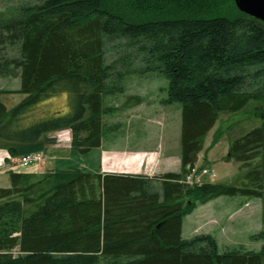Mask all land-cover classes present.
I'll use <instances>...</instances> for the list:
<instances>
[{
    "label": "trees",
    "instance_id": "obj_1",
    "mask_svg": "<svg viewBox=\"0 0 264 264\" xmlns=\"http://www.w3.org/2000/svg\"><path fill=\"white\" fill-rule=\"evenodd\" d=\"M10 11L0 13V77H20L14 93L25 98L11 110L0 100V140L21 146L14 155L64 130L72 150L100 149L104 99L124 92L141 58L143 73L168 80L164 104L181 105V171L10 173L0 188V264H264V246L220 253L211 236H182L197 203L224 196L260 199L264 225V124L230 146L227 160L247 170L240 186L187 181L220 116L264 102L262 22L233 0H32ZM118 41L123 55L107 65L106 46ZM60 95L67 114L33 117Z\"/></svg>",
    "mask_w": 264,
    "mask_h": 264
},
{
    "label": "rangeland",
    "instance_id": "obj_2",
    "mask_svg": "<svg viewBox=\"0 0 264 264\" xmlns=\"http://www.w3.org/2000/svg\"><path fill=\"white\" fill-rule=\"evenodd\" d=\"M25 1L28 3L32 0H0V13L9 14L10 10ZM262 26L264 28L263 23ZM124 44V41L107 44V65L120 60ZM144 67L141 58H136L132 63V74L122 81L124 92L104 99L107 113L103 118L104 143L100 149H93L86 154L72 150V133L69 130L43 137L39 142L41 150L26 151L23 146L17 155L11 149H20L21 146L0 140V188L10 187L9 174L12 172L32 173L39 178H45L55 171L71 169L95 173L100 167L103 171L122 172L129 167L125 163L135 161L140 154L151 156L155 153L160 158L163 155L173 158L180 155L181 105L164 104L168 96V80L159 72L143 73ZM20 88V77H0V100L9 110L25 98L14 93ZM137 100L138 104L130 106V102ZM67 101V95H60L42 103L33 117L49 115L48 119H51L63 116L68 113ZM261 109H264V102L252 101L238 113L220 116L215 128L205 139L204 150L197 164L199 170L207 169L215 176L211 178L205 175L201 182L240 186L247 170H242L241 164L236 161L227 160L229 149L236 139L264 124L263 118L258 116ZM28 116V120H34L31 115ZM113 149L118 155L115 156L114 164L108 165L107 151ZM26 153H39L43 160L36 166L24 169L19 163ZM149 173L152 174L151 171ZM263 231L260 199L224 196L207 203H197L196 209L184 219L182 236L185 240L211 236L216 240L220 253L260 252L264 239L256 237ZM101 264L108 263L103 261Z\"/></svg>",
    "mask_w": 264,
    "mask_h": 264
},
{
    "label": "crops",
    "instance_id": "obj_3",
    "mask_svg": "<svg viewBox=\"0 0 264 264\" xmlns=\"http://www.w3.org/2000/svg\"><path fill=\"white\" fill-rule=\"evenodd\" d=\"M115 151H116L115 149L107 151V154H109L107 158L108 165L113 163L115 156L117 157L118 154L116 153L118 152L115 153ZM100 162L102 164L101 159H100ZM116 164L119 165L120 163H116ZM125 165L129 166V167H126L127 171H122V172L114 171V170L113 171L111 170L103 171L99 167V170H97L95 173L104 174V175L114 174V175H128V176H135V177L153 178V177H158V176H161L167 173H179L181 170V157L180 155L174 158L163 155L162 158H160L159 155H156L155 153H153L151 156L140 154L139 157L135 159V161L130 162L128 164L125 163ZM149 171H151L152 174H150Z\"/></svg>",
    "mask_w": 264,
    "mask_h": 264
},
{
    "label": "built area",
    "instance_id": "obj_4",
    "mask_svg": "<svg viewBox=\"0 0 264 264\" xmlns=\"http://www.w3.org/2000/svg\"><path fill=\"white\" fill-rule=\"evenodd\" d=\"M42 160H43V157L41 154H39V153H28V154L21 157L19 164L22 168L28 169V168H31L33 166L38 165ZM205 175L209 176L211 178H213V176H215V174L211 173V171H209L207 169L201 171L196 166L190 170V173L187 176V181L190 184L200 183L201 179Z\"/></svg>",
    "mask_w": 264,
    "mask_h": 264
},
{
    "label": "water",
    "instance_id": "obj_5",
    "mask_svg": "<svg viewBox=\"0 0 264 264\" xmlns=\"http://www.w3.org/2000/svg\"><path fill=\"white\" fill-rule=\"evenodd\" d=\"M237 9L259 21L264 23V0H233Z\"/></svg>",
    "mask_w": 264,
    "mask_h": 264
}]
</instances>
